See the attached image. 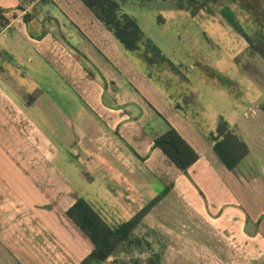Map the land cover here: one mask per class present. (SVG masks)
I'll return each mask as SVG.
<instances>
[{"label":"crops","instance_id":"crops-1","mask_svg":"<svg viewBox=\"0 0 264 264\" xmlns=\"http://www.w3.org/2000/svg\"><path fill=\"white\" fill-rule=\"evenodd\" d=\"M40 1L0 2L7 11L0 19V190L12 192L0 193V264H80L94 249L92 241L66 214L82 196L71 194L74 189L69 186L62 167L56 164L60 147L51 143L56 136L70 147L77 133L82 137L86 135L74 121L72 125L70 114L62 109L56 92V89L62 90L59 72L63 64L74 62L73 67L80 68L84 65L69 58L77 56L76 52L79 55L83 52L69 41L61 28L69 21L77 24L72 19L62 21L50 17L49 22L37 25L30 19L28 2L35 5ZM90 12L86 13V21L101 30V37H97L100 43L105 47L109 43L119 46L113 33ZM51 20L57 23L58 29L54 25L47 26L46 22L51 23ZM100 24L107 30L102 31ZM68 35L72 37V33ZM67 54L69 57L63 58ZM87 59L95 65L88 56ZM31 70L37 76L32 88L27 84ZM98 72L95 76L89 71V87L82 88V95L79 94L97 117L89 128L99 127L97 131L100 130L89 135L98 145L90 152L91 156L103 164L111 161L119 178L138 174L131 180H145L148 175L165 185L161 192L155 188L150 190L147 204L159 195L162 198L152 206L141 224L149 223L152 232H164L169 242L161 249L167 253L163 252L161 261L150 258L147 264H155V261L156 264H264V220H258L264 215V209L253 213L256 211L253 209L254 196L256 193L264 195V132L242 124L230 127L234 132L237 130L235 133L248 146L247 155L231 170L213 149L212 141L204 146L206 150H201L169 121L199 154L198 160L184 173L154 146L156 137L161 134L149 136L143 131L139 116L133 118V114L125 110L124 98L118 91L111 92V80L101 70ZM46 73L52 74L53 87H40ZM30 90L34 93L27 101ZM175 112L182 121H187L185 112L178 109ZM262 113L260 105H250L246 116L257 124ZM77 115L81 116V112ZM222 120L226 121L221 119L219 123ZM47 122L51 123L54 134L47 132L43 124ZM219 123L212 134L217 133ZM115 136L122 143H136L141 148L135 150L127 146L130 153L120 151L118 145L106 147L105 141ZM89 144L92 143L89 141ZM51 150L56 152L51 154ZM131 184L136 185L135 182ZM63 186L67 187L64 191ZM99 197L89 201L96 204ZM186 199L195 211L192 212L196 223L191 222L187 207L182 203ZM193 201L197 202V209ZM105 207L109 208L106 204ZM181 244L193 253L188 257L177 255L178 260L169 261L170 251L177 254L183 248ZM107 262L119 264L113 256L100 264Z\"/></svg>","mask_w":264,"mask_h":264},{"label":"rangeland","instance_id":"rangeland-1","mask_svg":"<svg viewBox=\"0 0 264 264\" xmlns=\"http://www.w3.org/2000/svg\"><path fill=\"white\" fill-rule=\"evenodd\" d=\"M18 1L20 4L21 0ZM119 1L123 12L135 18L143 31L140 48L137 50L125 49L115 36L113 39L119 46L109 43L105 47L101 44L98 38L102 32L90 21H86V13L91 12L81 0H42L35 5L28 2L30 19L37 25L42 21L49 22L50 17L62 21L72 19L77 24L66 22L61 27L62 33L83 53L79 55L76 52L77 56L70 57L67 54L63 58L69 57L80 64L83 62L84 71L80 67H73L74 62L63 64L59 72L63 80L62 90L58 92L56 89V92L62 109L65 108L67 114H70L72 125L74 121L81 128L82 134L86 135L82 137L77 133L78 139L77 136L71 137L73 144L69 148L56 136H53L51 143L60 147L56 164L62 167L63 175L74 189L71 194L76 193L77 197L82 196L88 201L99 195L96 204L89 202L113 225L131 219L147 204V199L151 197L150 190L155 188L161 192L165 185L156 177L148 175L145 180H131L137 178L138 174L129 175L128 179L119 178L111 161L103 164L91 156L90 152H94V147L97 149L98 145L94 139H89V135L100 130L97 131L99 127L89 128L96 116L79 96L82 95V88L89 87V71L97 76L101 70L114 81L109 82V86L113 87L111 92L120 93L124 98L122 103L125 110L133 114V118L139 116L141 127L149 136L166 132L170 121L193 145L197 144V148L206 150L204 146L212 141V132L221 119H225L231 128L242 124L264 132V113L260 115L257 124L249 121L246 116L250 105H260L264 111V58L254 51L257 46L251 47L242 33L231 27L221 13L225 6L233 7L237 13L236 20L258 43L264 31V0ZM0 8L4 9L2 6ZM47 22L49 28L54 25L58 29L56 22ZM100 25L102 31L107 30ZM56 31L58 34L59 31ZM68 33H72V37ZM109 33L112 34L111 31ZM87 56L95 65L89 62ZM34 72L31 70L27 79L30 88L35 86L33 80H37ZM46 74L40 87H53L52 74ZM33 90L28 91L30 94L27 95V101L33 95ZM175 109L185 112L187 121H182ZM77 111L81 112V116L77 115ZM43 124L47 126V132L54 134L50 122ZM119 141L115 136L105 141L106 147L114 148L118 145L120 151L129 152L127 146L135 150L141 148L136 143L123 142L124 145ZM50 152L52 154L56 151ZM89 177L92 179L89 180ZM132 182L136 185L133 186ZM62 188L64 191L67 187ZM3 193L12 192L4 190ZM254 198L253 209L256 211L253 213H260L264 209V195L256 193ZM241 200L245 201L244 198ZM186 202L182 200L187 207L189 219L196 223V217L193 216L195 211L191 210L187 199ZM193 205L197 209L196 201H193ZM244 205L247 206L246 201ZM258 220L262 222L264 215L261 214ZM150 227L149 223H142L134 230L135 236L148 241V244L143 243L137 249L122 245L116 262L147 264L155 251L167 253L161 249L163 245L166 248L169 242L164 232H152ZM181 245L183 248L177 254L172 253L176 251H170L169 261L178 260L177 255L188 257L193 253V250L184 247L185 244Z\"/></svg>","mask_w":264,"mask_h":264},{"label":"trees","instance_id":"trees-1","mask_svg":"<svg viewBox=\"0 0 264 264\" xmlns=\"http://www.w3.org/2000/svg\"><path fill=\"white\" fill-rule=\"evenodd\" d=\"M83 3L95 14L127 50H137L143 38V31L135 18L123 12L119 0H82ZM194 1V0H193ZM6 9L0 8V19ZM223 17L245 37L252 47L256 45L255 52L264 58V31L262 39L255 43L247 31L236 20L237 13L233 7L225 6L221 10ZM255 48V47H254ZM213 149L223 163L231 170L235 169L239 162L247 155V144L230 128L229 124L222 120L219 123L217 133L212 134ZM154 146L160 148L164 154L184 173H187L199 158L197 151L185 140V138L170 126L166 132L156 137ZM162 195L149 202L131 219L118 225L110 224L84 197H79L66 211L67 216L79 227V229L92 241L94 249L80 264H100L115 257L122 245L131 248H139L145 243L141 237L134 234V230L141 224L145 215L152 206L161 200ZM148 244V241H146ZM131 248L128 250L130 252ZM163 251H155L150 257L153 261L162 260ZM155 261V264H156Z\"/></svg>","mask_w":264,"mask_h":264}]
</instances>
